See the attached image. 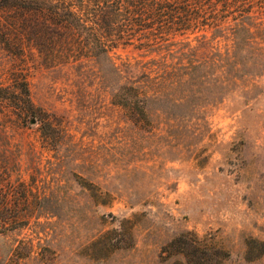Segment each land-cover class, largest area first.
<instances>
[{
    "label": "rangeland",
    "instance_id": "obj_1",
    "mask_svg": "<svg viewBox=\"0 0 264 264\" xmlns=\"http://www.w3.org/2000/svg\"><path fill=\"white\" fill-rule=\"evenodd\" d=\"M255 21L235 50L211 30L176 37L169 53L115 49L118 64L199 62L179 71L195 81L147 89L144 118L114 102L106 63L30 73L55 130L49 142L41 122L6 123L0 149L41 197L37 218L0 233V264H170L161 248L185 231L224 249L223 264H264V12ZM14 62L0 42V80Z\"/></svg>",
    "mask_w": 264,
    "mask_h": 264
},
{
    "label": "trees",
    "instance_id": "obj_2",
    "mask_svg": "<svg viewBox=\"0 0 264 264\" xmlns=\"http://www.w3.org/2000/svg\"><path fill=\"white\" fill-rule=\"evenodd\" d=\"M262 12L264 0H0V42L15 59L0 80V143L9 136L7 122L22 126L32 120L42 123V136L51 140L55 127L49 122L50 115L34 104L30 94L27 78L34 70L88 61L106 63L119 79L114 102L129 118H144L147 99L156 94L147 89L195 81L179 71L186 68L193 73L199 62L194 58L168 62L165 54L145 62L118 64L115 49L133 45L169 53L167 47L176 37H183L184 41H177L183 44L186 35L202 32L197 39H203L211 30L213 36L227 34L235 50L253 34ZM6 152L0 149L2 234L22 229L37 218L34 210L41 197L20 179L18 161ZM160 255L170 259V264H223L228 253L185 231L162 246Z\"/></svg>",
    "mask_w": 264,
    "mask_h": 264
},
{
    "label": "water",
    "instance_id": "obj_3",
    "mask_svg": "<svg viewBox=\"0 0 264 264\" xmlns=\"http://www.w3.org/2000/svg\"><path fill=\"white\" fill-rule=\"evenodd\" d=\"M32 122H34V120H32Z\"/></svg>",
    "mask_w": 264,
    "mask_h": 264
}]
</instances>
